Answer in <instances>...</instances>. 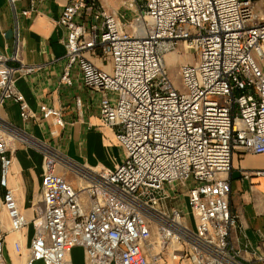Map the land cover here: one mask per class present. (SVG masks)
<instances>
[{
    "label": "built area",
    "instance_id": "built-area-1",
    "mask_svg": "<svg viewBox=\"0 0 264 264\" xmlns=\"http://www.w3.org/2000/svg\"><path fill=\"white\" fill-rule=\"evenodd\" d=\"M22 1L28 7L18 11ZM44 1L7 0L16 48L20 19ZM122 9L136 14L131 33L125 13L96 0L70 2L57 23L65 32L61 83L72 86L76 71L100 94L99 118L123 150L120 164H79L0 117V205L10 233L33 229L27 253L16 250L23 264H72L74 248L84 264H244L231 241L238 217L227 175L235 152L264 156V0H123ZM180 46L197 55L180 68L182 90L165 65ZM98 55L109 71L92 63ZM36 70L16 51L0 53V109L16 106L23 122L37 116L16 82ZM38 116L66 127L61 110L42 105ZM18 143L42 157L31 219L8 188ZM253 177L264 179V170L243 176ZM4 245L1 234L0 264Z\"/></svg>",
    "mask_w": 264,
    "mask_h": 264
},
{
    "label": "crops",
    "instance_id": "crops-1",
    "mask_svg": "<svg viewBox=\"0 0 264 264\" xmlns=\"http://www.w3.org/2000/svg\"><path fill=\"white\" fill-rule=\"evenodd\" d=\"M74 0H45L38 12L29 19L19 21V40L16 48L15 32L7 0H0V53L12 56L15 51L20 61L37 70L30 76L19 78L18 91L24 96L30 109L36 113V120L23 122L18 108L6 104L0 109V117L11 125L33 137L43 140L66 157L90 167L111 168L113 166L105 144L114 132L104 129L99 118L100 94L84 88L78 72L71 73L72 86L61 83L65 66V32L58 26L62 9ZM105 10L114 11L119 16L125 31L131 33L134 12L122 9L123 0H96ZM22 1L17 10L27 9ZM99 69L109 71V66L100 56L90 57ZM81 101L77 108L76 100ZM42 105L61 110L66 127L57 128L52 121L44 122L38 116ZM264 170V156L235 152L232 170L227 175L230 184L229 204L231 212L238 217L236 229L231 233V241L240 249L244 264H264V179L245 180L244 174ZM63 175L62 170H57ZM42 158L34 150L16 144L13 165L8 177V188L14 191L19 209L28 219L33 217L32 204L41 202ZM69 181L73 178L68 176ZM0 187V203L4 194ZM185 206V204H184ZM5 235L4 256L1 264H23L25 257L16 250L20 244L27 253L33 229L28 226L23 233L9 232V223L0 205V235ZM247 247L244 251V247ZM72 264H84L80 248L71 251ZM35 264H41L37 262Z\"/></svg>",
    "mask_w": 264,
    "mask_h": 264
},
{
    "label": "rangeland",
    "instance_id": "rangeland-1",
    "mask_svg": "<svg viewBox=\"0 0 264 264\" xmlns=\"http://www.w3.org/2000/svg\"><path fill=\"white\" fill-rule=\"evenodd\" d=\"M196 60H197L196 52L191 50V49H188L184 46H180L176 51H174L170 54H167L165 56V65H166V69H167V74H168L170 80L173 82V84L178 89H180V90L183 89L182 81H181V78L179 76V71H180L181 66L194 64L196 62ZM103 128L108 130V128H106L104 126H103ZM31 137H33V136L31 135ZM33 138L36 141H41V142L43 141V140L37 139L35 137H33ZM22 146L33 150L32 149L33 147L32 148L29 147L30 145L29 146L22 145ZM105 147H106V151L109 154L110 160L113 164V166L111 168H108V169H114L118 164H120L123 161V158H124L123 150L119 146V144L117 143L115 137H113V136L109 139L108 143L106 142ZM39 155L41 156V154H39ZM181 192H182V194H184L183 190H181Z\"/></svg>",
    "mask_w": 264,
    "mask_h": 264
}]
</instances>
